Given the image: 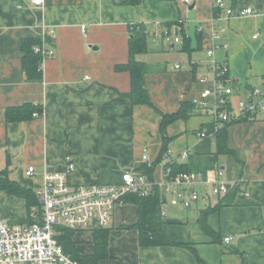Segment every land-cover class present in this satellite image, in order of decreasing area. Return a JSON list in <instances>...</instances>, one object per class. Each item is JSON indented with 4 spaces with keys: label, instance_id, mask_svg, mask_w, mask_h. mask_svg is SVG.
Returning a JSON list of instances; mask_svg holds the SVG:
<instances>
[{
    "label": "crops",
    "instance_id": "crops-1",
    "mask_svg": "<svg viewBox=\"0 0 264 264\" xmlns=\"http://www.w3.org/2000/svg\"><path fill=\"white\" fill-rule=\"evenodd\" d=\"M122 1L46 0L36 6L0 0V172L10 168L13 179L37 192L45 169L61 170L67 157L76 165L69 175L73 184L116 183L124 169L147 172L146 165L160 190L163 230L173 243L141 245L139 230L132 227L139 206L125 201L109 225L110 256L99 264H264V116L227 125L229 152L216 154L214 135L211 153L196 151L203 142L200 132L215 124L198 103L208 86L197 81L198 75L212 78L215 61L229 66L235 84L264 81V0H223L236 12L258 11L243 16L216 10L214 0ZM166 23L183 25L177 34L169 33L170 40L179 35L180 41H168ZM133 24L148 31L149 51L138 56L150 65L144 86L156 108L134 105L122 94L131 91V74L116 66L130 58ZM29 38L55 49L43 59L42 80H28L23 70L21 43ZM184 102L196 103L197 109L166 126L169 157L201 174V191L211 188L217 169L220 180L231 184L226 195L193 207L170 202L162 187L167 160H159L162 114L178 112ZM25 104L40 112L26 120L6 119L8 108ZM32 165L36 171L28 176ZM207 208L211 233L201 223ZM28 216L24 198L0 190V218L19 223ZM73 237L83 252L94 253V231Z\"/></svg>",
    "mask_w": 264,
    "mask_h": 264
},
{
    "label": "built area",
    "instance_id": "built-area-1",
    "mask_svg": "<svg viewBox=\"0 0 264 264\" xmlns=\"http://www.w3.org/2000/svg\"><path fill=\"white\" fill-rule=\"evenodd\" d=\"M36 6H43L46 0H28ZM190 2L191 0H181ZM213 6L218 10H225L231 16L234 14L247 15L258 12L256 8H246L235 11L226 7L223 0H214ZM86 32V28L82 26ZM183 25L176 24L171 30L163 31L169 42H178L180 37L174 36L170 40V34H177ZM170 33V34H169ZM49 34L56 36L55 29ZM160 36V34H158ZM255 37L257 35H254ZM37 46L35 50L42 55V59L55 55V49L48 47L46 42ZM213 50L209 49L211 56ZM176 68H181L177 64ZM211 68L214 70L212 78L198 75L197 81L205 82L208 86L201 92L199 105L209 114H212L216 123L237 121L242 117L257 118L264 116V81L251 86H242L231 82L228 73L229 66L221 65L212 61ZM237 106L232 98L240 97ZM37 115V113H34ZM217 127V125H216ZM207 130L200 132V137L207 136ZM188 151L182 156L188 155ZM169 157V152L164 154ZM172 160V158H170ZM147 160V154L143 155V161ZM65 165L61 170H52L47 167L43 174V181L37 190L42 212L35 215L34 222H14L0 218V264H79L66 252L56 237V225L65 224L76 232L84 230L94 231L95 227H108L111 224L116 208L126 201V196L140 192L149 195L157 186L154 178L139 168L124 169L121 180L116 183H78L73 184L69 175L76 169V165L65 159ZM36 171L35 165L26 170L31 176ZM165 183L163 189L170 196L173 205L193 207L200 200L207 203L214 198L224 196L230 188L225 181L220 180L222 171L216 170V179L210 189L201 191L197 184L201 183L202 176L198 172L182 171L177 174L171 173V168L164 167ZM232 237L228 236L229 243Z\"/></svg>",
    "mask_w": 264,
    "mask_h": 264
},
{
    "label": "trees",
    "instance_id": "trees-1",
    "mask_svg": "<svg viewBox=\"0 0 264 264\" xmlns=\"http://www.w3.org/2000/svg\"><path fill=\"white\" fill-rule=\"evenodd\" d=\"M142 0H124L123 4H141ZM218 10V9H216ZM219 11V10H218ZM221 11V10H220ZM261 11H264V5ZM176 23H166L167 28L172 29ZM131 38H130V58L125 63H119L116 66V70H126L131 74V91L122 93L123 96L129 98L132 103L135 104H154L149 98V93L144 86V76L149 71L150 65L145 61L139 59V54L147 53L149 51L148 46V31L143 24H133L131 27ZM185 44L189 42L187 35L184 33L182 36ZM22 59H23V70L28 80H42V55L37 52L35 48L42 46V40L38 38L23 39L22 41ZM188 45V44H187ZM49 47V45H47ZM185 50L188 48L185 46ZM231 80V79H230ZM235 83V81H231ZM156 108V107H155ZM197 109L196 103L184 102L180 110L176 113L162 114L163 119L161 123V130L164 136L163 149L160 161L166 159L164 167H170L172 174H177L182 171H186L185 164H180L177 160L165 157L164 154L169 151L170 137L165 133L166 126L180 118L187 119L191 117L192 113ZM39 111L33 104H25L24 106L16 108H8L6 111V119L8 121L26 120L30 118L33 112ZM240 120H255L250 117H242ZM237 120V121H240ZM235 121H227L223 123V126H219L220 123L210 125L207 129V136L202 138L203 142L197 146L196 151L203 154H209L212 150V140L215 136L217 140L216 154H222L230 151L227 144V125ZM212 135H214L212 137ZM148 176H151L152 168L147 167ZM11 169L7 168L0 172V190H6L9 194L22 197L26 200V207L28 209V222L33 223L38 215H41L43 210L38 193L35 190H31L19 182L10 175ZM152 177V176H151ZM153 192L149 195H142L140 192L131 193L126 196V201H130L139 206V218L138 222L133 225V228L139 230L140 243L141 245H154V244H166L173 243V240L165 234L163 230V220L161 217L162 202L160 198V190L157 186L153 188ZM36 212L38 215H32ZM210 211L209 208L203 211L202 226L204 230L211 233V228L206 219L207 213ZM76 231L65 224L56 225V237L62 244L64 250L68 252L71 257L76 260L79 264H99L101 260L108 259L110 256L109 251V226L108 227H95L94 229V253L87 254L82 251L78 246V243L74 240L73 235ZM193 249V248H191ZM193 251L197 254L195 249Z\"/></svg>",
    "mask_w": 264,
    "mask_h": 264
},
{
    "label": "rangeland",
    "instance_id": "rangeland-1",
    "mask_svg": "<svg viewBox=\"0 0 264 264\" xmlns=\"http://www.w3.org/2000/svg\"><path fill=\"white\" fill-rule=\"evenodd\" d=\"M240 98H243V94L240 95V97L232 98V99L234 100V103H235L236 106H237V104H238Z\"/></svg>",
    "mask_w": 264,
    "mask_h": 264
},
{
    "label": "water",
    "instance_id": "water-1",
    "mask_svg": "<svg viewBox=\"0 0 264 264\" xmlns=\"http://www.w3.org/2000/svg\"><path fill=\"white\" fill-rule=\"evenodd\" d=\"M227 185H228V188H229L231 184L227 183Z\"/></svg>",
    "mask_w": 264,
    "mask_h": 264
}]
</instances>
